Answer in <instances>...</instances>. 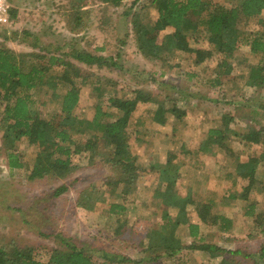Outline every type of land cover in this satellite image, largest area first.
Returning a JSON list of instances; mask_svg holds the SVG:
<instances>
[{"label": "trees", "instance_id": "1", "mask_svg": "<svg viewBox=\"0 0 264 264\" xmlns=\"http://www.w3.org/2000/svg\"><path fill=\"white\" fill-rule=\"evenodd\" d=\"M85 1L68 0L65 25L73 35L80 33L83 28L85 12L82 4ZM99 1L116 7L123 0ZM150 4L157 14L154 21L144 24L137 14L131 18L135 48L143 59L164 63L179 52L187 56L194 54L193 61L198 66L217 53L219 60L215 66L213 87L220 86L222 80H234L238 75L239 79L241 77L244 80V86L264 89V0H236L227 7L213 0H151ZM15 16L16 10H10V19H15ZM242 22L256 28V33L246 35L239 28ZM6 34L10 38L17 37L15 32L9 33L2 29L0 35L4 37ZM198 34L212 46V50L203 51L189 45V40L198 41ZM21 35V41L31 40L27 46L39 48L45 54H17L0 43V143L7 166L10 170L24 168L27 171V184H31L69 178L79 167V156L86 155L88 166H94L95 161L100 160L109 167L112 176H106L100 188L95 186L96 190L91 187L89 192H80V198L74 205L91 212L95 211L94 207L98 203L101 211L107 212L108 219L113 221L106 226L107 235L102 239L103 247L99 250H86L76 245L73 238L56 235L59 244L52 249L48 260L42 263L34 259V244L8 241L0 244V264H139L143 260L153 263L161 257H174L187 250L204 253L210 259L219 258L217 264H233L223 254L236 255L238 251H226L206 242L200 231L216 227L214 225L218 226L216 234L219 229L229 230L234 222L224 214H215V210L221 212L218 211L220 205L232 206L245 200L248 204L239 208L240 214L252 218L259 227H264V203L260 206L262 210L256 212V203L252 204L249 201L253 198H248L257 182V168L261 163L264 164V153L258 157L249 155L244 158L245 161H240L238 153L226 147L229 139L233 138L238 139V144L242 146H264V128L255 130L246 124L245 129H239L233 116L219 113L212 115L213 123L201 126L204 144L199 151L211 153L213 146L221 152L229 151L228 157L235 162L234 174L233 179L230 174L227 176L229 185L224 187V194L219 198L207 196L200 201L192 199L188 188L182 195L177 190V185L181 186L183 179L180 169L182 164L173 162L174 154L167 153L164 160L152 165L158 176L151 192V202L155 205L153 211L159 210L160 223L140 227V230H137L138 226L128 227L130 215H126L125 202L122 201L134 193L139 169L137 158L130 150V141L139 139L134 135L129 136V119L137 108H148L147 115L151 121L158 126H169L174 137V125L185 116V106H179L180 101L174 96L164 95L161 98V93L141 88L124 91L123 98L107 94L103 103L102 97L106 91L98 85L93 86L94 82L99 83V78L81 66L115 69V60L76 50L70 45L67 47L68 52L58 57L54 53L50 54L47 46H40L35 35L27 31L21 32ZM58 50L57 47L53 48L54 52ZM241 56L251 58L242 57L241 60ZM87 84H91L92 91L97 93L91 116L86 115V110L76 112L81 102L82 87ZM245 118L248 120V117ZM21 141L36 148L26 167L17 152ZM183 153L187 156L188 151ZM212 156L215 157L216 152ZM262 170L260 189L264 190ZM185 172L187 180L198 174L204 177L196 166H189ZM202 179L204 181L206 178ZM237 179L246 181L240 196L233 193V187L236 186L234 181ZM67 190L66 185H61L51 191L52 197L57 198ZM112 198L122 203H108ZM187 207H192L197 221L191 222ZM170 211H175V214L170 215ZM180 227L186 228L189 238L199 237L198 240L183 246L177 233ZM125 242L143 255V259L133 262L117 252L114 246ZM259 257H264V246L259 250ZM195 264L202 262L197 261Z\"/></svg>", "mask_w": 264, "mask_h": 264}, {"label": "rangeland", "instance_id": "2", "mask_svg": "<svg viewBox=\"0 0 264 264\" xmlns=\"http://www.w3.org/2000/svg\"><path fill=\"white\" fill-rule=\"evenodd\" d=\"M12 2H15V7L23 13V20L18 29L13 24L12 27L0 26V32L3 29L9 33L15 32L17 35L11 38L14 39L9 46L12 52L45 54V51L39 48L31 49L27 46L31 41L29 38L25 39L26 43L21 41V32L27 31L38 37L37 43L40 46H47L50 48V54L54 53L58 57L68 52V45L96 56L111 57L116 61L115 69L81 66L94 77L96 76L95 78H99V83L94 82L93 86L98 85L106 91L102 97L103 103L108 97L107 94L123 98L124 91L141 88L153 93H161V98H164V95L174 96L180 101L179 106L182 104L185 106V116L174 125L175 138L172 139L173 133L169 126L154 124L147 115L148 108H137L129 119V136L134 135L139 139L130 141L131 151L137 156L139 169L133 195L127 196L126 201H122L126 205V215H130L128 227L138 226L137 230H140V227L160 223L159 210L154 212L155 205L151 202L153 200L151 192L156 186L158 176L152 165L164 160L167 153L174 154V160L182 164L180 169L183 179L181 186L177 185V190L182 195L188 188L192 199L200 201L207 196L215 195L219 198L224 194V187L229 185L227 176L230 174V178L233 179L235 162L228 157L229 151L221 152L215 146L211 147V153L199 151L204 144L203 135L200 134L201 126L211 125L213 123L211 116L219 113L233 116L236 124L240 126L239 129H245L246 124L251 125L255 130L264 128V89L244 86V80L241 77L239 79L238 75L234 80H222L220 86L213 87L212 82L216 78L215 66L219 60L217 53H213L212 57L205 59L198 66L193 61L194 54L187 56L179 52L170 56L164 63L143 59L135 48L131 18L133 14H137L144 24L154 21L157 14L150 4L151 0H123L116 7L103 5L97 0H88L87 9L84 11L86 13L83 19L84 25L78 35L70 34L65 25L66 11L69 8L68 0H8L9 16L10 10H15L10 6ZM213 2L227 7L236 0H213ZM239 28L246 35L251 36L257 31L256 28H252L251 25L246 26L243 22ZM5 36L9 37L8 34ZM1 38L0 35V40ZM197 39L198 41L189 40V45L203 51L212 50V46L200 34L197 35ZM56 47L59 49L58 52L53 51ZM238 56L240 54L236 58ZM242 57L249 60L251 58L241 56V60ZM82 88L81 102L76 112L82 113L86 110V115L91 116L94 96L97 93L92 91L91 84ZM245 117H248V120ZM233 139H229L226 147L238 153L240 161H245L246 156L258 157L264 153L263 145L242 146L238 144V139ZM180 146H183V149H180ZM35 151L36 148L28 146L25 141L18 144L17 152L21 160L26 163L25 167ZM183 151H188L189 155L184 156ZM214 152H216L215 157L211 156ZM85 157L86 155L79 156L77 160L79 167L69 178L27 184V171L24 168L8 169L6 155L0 143V244L8 241L34 244V259L42 263L48 260L52 249L58 246L56 235L73 238L76 245L86 250L96 251L103 247L102 239L107 235L106 226L112 224L113 220H109L107 214H100L98 203L94 207L95 211L91 212L76 207L74 203L80 198V192L84 190L89 192L91 187L95 188V186L100 188L102 180L106 176H111V173L109 167L100 160H96L94 166H88ZM263 165L261 163L257 168V182L248 196L253 198L249 202L256 203L258 208L256 212L262 210L260 206L264 203V190L260 189ZM189 166H196L206 179L203 181L204 177L198 174L197 177L192 176L187 180L185 171ZM200 179L202 182L198 183ZM234 182L236 186L233 187V193L240 196L246 181L237 179ZM61 185L68 187L67 192L53 198L51 191ZM112 202L121 201L112 198L108 203ZM246 204H248L247 200L238 204L236 202L232 206L220 205L218 211L223 213L215 210V214H224L234 222L229 230L219 229L216 234L218 226L214 225L216 227L201 229L200 232L206 242L226 251L237 250L236 255L223 254L226 259L232 260L233 264H264V257H259V250L264 246V227H259L252 218L240 214L239 208ZM187 211L191 222L197 221L192 207H187ZM169 213L173 216L175 211ZM177 233L183 246H188L192 242L193 239L188 237L185 227H180ZM128 246L130 243L125 242L120 246L115 245L114 248L131 258L133 262H138L141 254L133 251L130 248L132 246ZM219 260V258L210 259L204 253L187 250L174 257H161L153 263L143 260L139 264H195L197 261L202 264H217Z\"/></svg>", "mask_w": 264, "mask_h": 264}, {"label": "crops", "instance_id": "3", "mask_svg": "<svg viewBox=\"0 0 264 264\" xmlns=\"http://www.w3.org/2000/svg\"><path fill=\"white\" fill-rule=\"evenodd\" d=\"M88 0H86L83 4H82V10H84V11H86V7H87V4H86V2H87ZM98 2H100L99 0H97ZM101 3V2H100ZM101 4H103V3H101ZM9 5V4H8ZM103 5H106V4H103ZM10 6L12 7V8H14L15 10H17V12H16V17H15V19H10V24L8 25V26H11L12 27V24H13V26H15L16 27V29H18L17 27L20 25V23L22 22V20H23V18H22V14L23 13H21V11L19 10V8H17V7H15V2H12V5L10 4ZM107 6H109V5H107ZM86 14V13H85ZM15 27H13V31H15ZM132 30V29H131ZM69 31V30H68ZM8 32V31H7ZM133 32V31H132ZM69 33L70 34H72L70 31H69ZM79 34V33H78ZM77 34V35H78ZM134 34V33H133ZM12 41H14V39H11L10 37H8V36H4V37H2L1 38V40H0V43H2V45H4L7 49H9V50H11L12 51V49L9 47L10 46V44H12L11 42ZM171 137H172V135H171ZM173 138H175V135H174V137ZM172 139V138H171ZM183 149V146H180V149ZM130 150H131V147H130ZM132 152V151H131ZM133 155H135L134 153H133ZM187 155H189V153L187 154ZM211 156H212V154H211ZM135 157L137 158V156L135 155ZM173 162H175V160H173ZM6 164H7V162H6ZM136 164H138V161L136 160ZM8 167V166H7ZM138 168H139V165H138ZM9 169V168H8ZM10 170V169H9ZM110 172V171H109ZM111 176H112V173H111ZM104 191H105V189H104ZM101 192V191H100ZM103 192V191H102ZM116 193H117V191H116ZM128 197H130V196H128ZM116 198V197H115ZM115 198H113V199H115ZM126 199H127V197H126ZM118 201H120L119 199H118ZM113 203V202H112ZM111 203V204H112ZM115 203H119V204H121L122 202H115ZM125 207H126V205H124ZM100 208V207H99ZM102 209L100 208V214H102V213H104V214H107V212L105 213V212H103V211H101ZM128 214V213H127ZM106 229V228H105ZM199 238V237H198ZM198 238H196V240L195 239H193L194 241H197L198 240ZM192 239V238H191ZM133 250V249H132ZM134 251V250H133ZM136 252H138L137 250H135ZM140 254V253H139ZM123 256H125L124 254H122ZM126 258H128L129 260H131V261H133L131 258H129V257H127V256H125ZM141 259H143V255H141V257H140V260ZM140 260H138V261H140ZM125 264H133V263H125Z\"/></svg>", "mask_w": 264, "mask_h": 264}, {"label": "built area", "instance_id": "4", "mask_svg": "<svg viewBox=\"0 0 264 264\" xmlns=\"http://www.w3.org/2000/svg\"><path fill=\"white\" fill-rule=\"evenodd\" d=\"M8 7V0H0V26H6L10 24Z\"/></svg>", "mask_w": 264, "mask_h": 264}]
</instances>
